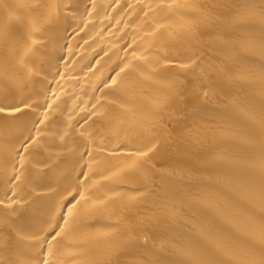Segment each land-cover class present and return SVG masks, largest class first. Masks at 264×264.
<instances>
[{
  "label": "bare ground",
  "instance_id": "6f19581e",
  "mask_svg": "<svg viewBox=\"0 0 264 264\" xmlns=\"http://www.w3.org/2000/svg\"><path fill=\"white\" fill-rule=\"evenodd\" d=\"M20 3L44 7L25 13ZM22 14L43 26L34 38L45 47L34 63L18 58L24 28L14 20L0 40V100L31 105L0 114V200L12 204L0 205V260L36 264L41 229L57 211L68 215L60 201L72 200L65 189L77 186L84 145L95 154L119 143L116 158L96 156L81 189L88 199L72 201L66 234L53 242L54 264L259 259L264 0H0V24ZM110 77L118 85L105 88ZM45 116L21 168L19 141ZM57 129L72 130L71 151L53 144ZM149 140L157 150L147 164L126 168L135 157L125 154Z\"/></svg>",
  "mask_w": 264,
  "mask_h": 264
},
{
  "label": "snow or ice",
  "instance_id": "6c2138e0",
  "mask_svg": "<svg viewBox=\"0 0 264 264\" xmlns=\"http://www.w3.org/2000/svg\"><path fill=\"white\" fill-rule=\"evenodd\" d=\"M19 10H24L25 13H27L28 10H36L44 7L41 4H28V3H20L16 6ZM52 15L54 13L49 12L48 18L51 19ZM15 21L16 23L20 24L24 28V32L22 35L23 43L20 44H14V50L18 58L22 60H31L33 63L35 62V59L38 58L39 54L44 49L45 45L41 42L35 39L34 37L42 35L43 26L38 23V20L33 17L30 14H22L20 16H16L14 18H10L9 21L4 22L3 24H0V40L2 41H8L10 37V23L11 21ZM159 30V29H157ZM264 46V45H262ZM128 47H132V45H129ZM133 59H139L136 56V52H132ZM165 60H168L169 63H171V58L165 56ZM128 65H125L124 68H120L119 72L116 73V77L120 76V73L125 72V68H127ZM182 69H188L191 68L192 65L190 64H184L181 65ZM31 73V70H29ZM35 75H39V72H36ZM116 77H110V83H105V88H113L114 86L118 85V81ZM204 95H207V92L204 93ZM23 106V107H21ZM31 105L28 103V98H21L19 103L15 102H8L5 100H0V114H6L8 116H11L15 118L16 114H20L24 111V109L30 108ZM47 117L45 116L44 119H41L39 121L34 122L33 128L31 129L29 135L23 136V138L19 141V148L16 150V156L19 160V167L23 168L25 163V158L23 156V153L27 152L29 150V147H35L41 139L44 137L40 135L39 128L36 127V125H46ZM259 127L262 132H264V118H262L259 122ZM35 132L36 135H33L32 133ZM80 135H83V132L80 133ZM72 136V130L69 129H57L53 131L52 134V141L53 144L58 145L59 147L64 148L66 151H71L72 149L69 148V139ZM125 147L124 143H119L118 145H114L111 152L105 153L104 148L105 146L101 144L99 146V150L95 152L92 149H90L86 144L84 145L83 151L79 153V160L80 163V171L78 172V175L76 177L77 180V186L73 191H67L68 196L72 198V200L68 201V204H64V200L67 199V197H62L60 201L61 207L67 208L68 215H62L58 211L54 213L51 216V220L48 223L47 228L41 229L45 233V235L41 239L42 248H41V256L36 261V264H54V261L49 259L48 257L55 255V248L53 242L57 241L58 238H62V235L66 234L65 226L69 223V216L73 215V209L75 208V204L72 203L73 200H75L77 203L80 201L77 200V197L80 198V200L87 201L88 197L85 195V191H82L84 184L87 183L88 179L90 178V173L94 174V164L96 162V156L97 155H107L109 159L116 158L118 153L121 152V150ZM157 150V145L152 143L151 140L148 141L143 146V149L138 148L135 153H127L125 154V158L131 159L133 156L135 159L132 161V164L126 165V168H132L135 167L137 162L147 164V161L149 160L151 154H153ZM261 153L264 154V145L261 146ZM262 166H264V159H262ZM14 165V170H15ZM52 167L54 169H59L58 164H53ZM84 169H87V171H84ZM123 171V169H122ZM115 175V174H113ZM110 177H105L104 179H109ZM22 177L19 174L13 175L11 177V180L15 181H21ZM11 182V181H10ZM135 199V198H133ZM102 202H97V206ZM0 205H4L6 208H11L12 204L8 203L5 204L4 200H0ZM57 216H59L60 220H63V224L59 223L57 221ZM59 229V231H57ZM19 235V233H17ZM49 237L51 239H49ZM259 238L262 243H264V219L261 220V230L259 234ZM134 243L131 239L129 240V244L131 245ZM148 238L147 236L143 239V247H145L146 251L148 249ZM11 246V241L8 240L5 242V250L8 251ZM217 248L220 247V244L217 243ZM46 248L47 256L43 255V252ZM0 264H22L21 261L17 260L15 262L9 261L8 259L0 260ZM154 264H167L165 261L157 260L154 262ZM176 264H185L184 261H178ZM195 264H221L220 261L213 259L212 253H204L201 258H199L197 261H195ZM251 264H264V248L261 249L260 252V258L255 259L251 262Z\"/></svg>",
  "mask_w": 264,
  "mask_h": 264
}]
</instances>
